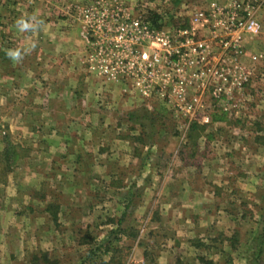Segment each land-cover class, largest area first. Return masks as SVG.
Instances as JSON below:
<instances>
[{
    "label": "rangeland",
    "instance_id": "1",
    "mask_svg": "<svg viewBox=\"0 0 264 264\" xmlns=\"http://www.w3.org/2000/svg\"><path fill=\"white\" fill-rule=\"evenodd\" d=\"M94 1L0 0V54L3 55H0V62L16 49L11 48L15 43L10 41V32L23 36L26 41L21 45L25 50L28 46L35 50L38 41L35 35H46L50 31L48 28H55L58 23L67 25L70 29L67 26L62 29L67 28L79 39L80 23L74 8H85ZM120 1L133 10H159L172 18L187 17L216 0ZM247 1L256 7L262 6L255 15L261 25L260 34L247 37V53L262 55L263 61L257 65L256 76L245 97L242 96L244 106L230 115L212 113L214 124L210 127L199 125L201 129L191 138L188 137L190 131L186 139L180 137L183 122L173 111L162 106L148 107L139 99H134L139 105L131 107L127 103L132 98H123L122 86L116 84L104 83V89L117 90L118 98L111 97L110 102L102 101L101 104L93 102L86 107L81 105L82 109L74 111L72 121L54 122L58 130H54L52 120L21 122L22 125L0 120V213L4 207L24 209L29 203L34 206L33 211L24 209L23 216L8 213L0 230H88L87 245L69 248L71 250L68 254L65 252L59 264H264V147L260 146H264V139H261L264 126L255 125L264 124V0ZM20 20L32 27L20 31L17 27ZM243 63L251 66L249 59H243ZM51 64L53 62L48 63ZM92 80L101 82L93 75ZM64 81L70 80L65 78ZM68 90L67 104L73 99L81 100L79 104L83 102L82 91L81 98L76 93L77 88ZM11 92L13 96L22 93L20 89ZM122 100L125 105L121 104ZM4 101L0 100V104ZM105 103H109L107 107ZM62 109L70 110L69 107ZM7 110V113L0 111V118L10 114ZM12 125L13 130L9 128ZM58 126L64 131H59ZM29 131L36 139L31 138V133L24 136ZM53 133L58 134L55 142L60 135L66 134V138L60 137L61 146H72L81 153L76 158L70 154L63 156L62 164L71 166V172L67 173V167L60 168L57 173L50 172L53 179L43 178L40 168L27 171L25 164H37L40 158L36 144L42 135ZM72 162L76 166L70 164ZM198 162L203 170H197ZM101 164H106L107 169H100L98 165ZM84 165L90 169H84ZM69 173L75 178L71 180L75 183L71 188L73 196H77L75 200L67 195L70 188L62 183L63 176ZM185 175H200L203 180L210 178L216 184L215 188L212 183L204 189L218 199L215 224L196 235L199 230L194 215L190 214L186 221L178 216L170 219L174 223L172 226L176 224L179 229L175 230L164 214L162 194L166 192L177 197L181 188L176 181ZM169 179L174 181L165 186ZM132 182L136 187L132 185L131 192L128 189ZM132 194L135 198L130 200L128 207L126 203ZM16 199L21 200L20 205H16ZM46 199L53 211L54 222L50 226L41 213ZM61 206L67 209L63 214L59 213L63 209ZM125 207L126 222L120 225L119 214ZM191 208L194 207L191 205ZM69 222L70 227L66 225ZM83 236L84 233L78 232L76 242H81ZM180 236L184 238L183 245H178ZM61 250L65 251L66 247ZM25 253L31 263L19 264L53 263H47L50 262L47 254L38 255L42 251L28 248Z\"/></svg>",
    "mask_w": 264,
    "mask_h": 264
},
{
    "label": "built area",
    "instance_id": "2",
    "mask_svg": "<svg viewBox=\"0 0 264 264\" xmlns=\"http://www.w3.org/2000/svg\"><path fill=\"white\" fill-rule=\"evenodd\" d=\"M261 8L247 0L214 1L187 17L150 10L157 20L149 9L133 10L120 0L74 9L89 72L121 85L125 97L173 111L183 122L184 140L192 125L210 127L212 113L230 115L244 106L242 96L263 61L246 48L247 37L260 34L255 15Z\"/></svg>",
    "mask_w": 264,
    "mask_h": 264
},
{
    "label": "crops",
    "instance_id": "3",
    "mask_svg": "<svg viewBox=\"0 0 264 264\" xmlns=\"http://www.w3.org/2000/svg\"><path fill=\"white\" fill-rule=\"evenodd\" d=\"M216 1L225 5H230L233 2L232 0ZM56 25L57 26L55 28H48L50 31H48L44 36L40 34L35 35V38H38L35 50L30 46H28L25 50V48L21 45L26 41L22 39L23 36L12 34L10 32V35H12L10 41L16 45H11V48L15 47L16 49H12L10 52L19 53V57L17 59H13L9 56V54H6L4 56L5 61L0 62V100H6V102L4 101V104H0V111L2 112L3 110L7 113V108L10 110V114L6 118H0L3 122H6L7 124L18 123L22 125L23 123H40L52 120L53 122L50 123L54 124L55 122V124H64L73 120V113L77 110V108L82 109V106H89V104L93 102H99L100 104L102 101L110 102L109 99L111 97L114 99L118 98L119 94L117 90L105 91V84L102 80H99L101 82L97 83L93 82L92 74L89 72L84 63L86 50L84 40L81 37V27L79 34L80 37L78 39L71 35L70 30L67 28L66 30H64L65 28L62 29V27H66L67 25H61L60 23ZM13 38L16 39L13 40ZM250 46L253 47L252 42H250ZM0 55L3 56L2 54ZM73 58L75 61H73ZM50 62H53V64L48 65ZM65 78H69L70 81H68V83L65 82ZM72 88H77L76 93H78L81 98L84 95L83 102L81 104H79L81 100L75 101L74 99L67 104L66 100H68L69 94H66V91L67 89L70 91ZM18 89L22 92L20 96H13L11 91H18ZM2 90L6 91V93ZM81 91L83 92V95L81 94ZM80 97L79 99H81ZM123 98L126 97L123 96ZM129 100H131L127 103L129 106L133 107L135 104L139 105L135 100ZM108 104L109 103H105L104 107H107ZM121 104L125 105L123 100ZM62 107H69L70 110L66 112L62 109ZM61 110L63 113H61ZM66 118L67 120H65ZM47 124H49V122ZM55 124L52 126L54 130H58ZM58 127L59 131H64L63 128H60V126ZM9 128L13 130V125L12 127L9 126ZM29 133H31V131L24 134V136ZM31 136L30 137L32 139H36L32 133ZM57 136V133L44 134L41 136L40 140L36 144V152L39 156L38 158L40 159L34 166H29L26 162L25 165H27V168L25 169L27 171L33 167H38L40 168L39 174L43 178H50V172L51 174H54V171L57 173L60 168L64 170V168L67 167V173L71 172V166L62 164L64 160L63 156L70 154L76 158V155L81 152H78V149H73L72 146H61L60 139L66 138V134L63 136L60 135L58 137L59 140L55 142L54 137ZM260 146L264 147L263 145ZM91 149V147L88 149V153ZM200 151L202 150H199V152ZM31 164L35 163L31 162ZM70 164L74 163L72 162ZM197 164V167L199 168L197 170H203L202 164H200V162ZM98 167L100 169H107L106 164L98 165ZM83 168L87 170L90 169L87 165H84ZM17 177H19V175ZM53 177L51 178L53 179ZM63 177L62 183H65L66 186L70 188L66 191L67 195L75 200L77 196H73L71 192V188L73 189L75 184H73L71 180H74L75 178H73L70 173L68 175H64ZM58 181L59 180H57V183ZM172 181L174 180L169 179V182H165V186L170 185V182ZM176 183L177 187L181 188L177 197L175 195L169 196L166 192L162 194L163 200H165L164 214L166 219L174 220L179 217L178 219L186 221V219L190 217V214L194 215L197 218V230H199L195 233V235L200 233L201 230L213 227L215 224L214 214L218 210V199L215 198L214 193L204 192V189L212 185V183V186L215 188V181H210V178L203 180L200 175H196L194 177L185 175L184 177L182 176L180 180L176 181ZM130 185L131 186L128 190L132 192L133 190L131 187L132 185L136 187V184L132 182ZM133 196V194L130 196L126 206H131L130 200L132 201L135 198ZM15 202L16 205H20L21 200L16 199ZM39 202L41 201L39 200ZM43 203L46 204V206H42L41 213L45 216V223L50 226L53 221V211L51 206H48V199H46ZM31 204L32 203L26 204L24 209L33 211L34 206ZM191 205L194 208H191ZM62 207L63 206H61V208ZM134 208L135 206L132 207V209ZM24 209L16 206L15 209L9 207L6 209L4 207L0 213L1 226L4 225V219L5 217H8V213H11L12 215L15 213L16 216H23L24 212L22 211ZM66 210L67 209L63 207L59 213L63 214ZM126 214L127 212L125 207L123 212H120L119 214L120 222L122 221L120 225L126 222ZM171 220L169 222L171 223V227L177 230L178 228L176 227V224L173 227L172 225L174 223L171 222ZM60 223L61 222L58 221L57 225L61 228ZM66 225L70 227L72 224L69 222V224ZM180 231L182 232V230ZM78 232H80V234L84 233V236L81 238V242L77 243L76 236H78ZM86 234H88V230H0V264H19L20 262L31 263L29 255H27L28 253H25L28 248H31V250L35 249L37 252L42 251V254L38 253L39 256H45V254L50 256V262L48 261L47 263L53 262L52 264H59L62 258L68 254L69 250H71L69 248L72 246L74 247L75 245H87L86 240L88 241V239ZM183 239L184 238L181 236L179 237L178 241H180V243H178V245H183L181 244L183 243ZM63 247H66V250L62 252L61 248Z\"/></svg>",
    "mask_w": 264,
    "mask_h": 264
},
{
    "label": "trees",
    "instance_id": "4",
    "mask_svg": "<svg viewBox=\"0 0 264 264\" xmlns=\"http://www.w3.org/2000/svg\"><path fill=\"white\" fill-rule=\"evenodd\" d=\"M163 1V0H162ZM150 12V14H152L151 16H150V18H152V16L153 17H155V18H153L154 20H157V18H158V16L157 15H155L154 14V12L153 11H149ZM152 12V13H151ZM217 119L218 118H215V122H217ZM237 122H238V119L236 120ZM255 125H257V126H260L261 128L264 126V124H262V123H255ZM201 128H200V126L199 125H197V124H194V125H192V127H191V130H190V133H189V135H188V137H190L191 138V136L194 134V133H196V132H198V130H200ZM252 132V131H251ZM263 132H264V128H263ZM257 140L258 139H260V138H256ZM261 139H264V138H262L261 137ZM122 223V221L120 222L119 221V224H121Z\"/></svg>",
    "mask_w": 264,
    "mask_h": 264
},
{
    "label": "clouds",
    "instance_id": "5",
    "mask_svg": "<svg viewBox=\"0 0 264 264\" xmlns=\"http://www.w3.org/2000/svg\"><path fill=\"white\" fill-rule=\"evenodd\" d=\"M17 27L20 31H25L28 30L29 28L32 27V25L25 23L23 20H20L17 22ZM9 56L13 59H17L19 57V53L17 52H10Z\"/></svg>",
    "mask_w": 264,
    "mask_h": 264
}]
</instances>
